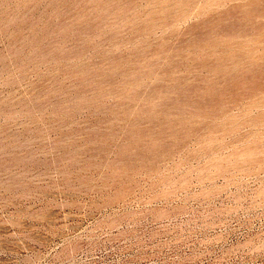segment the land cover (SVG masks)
<instances>
[{"label":"rangeland","instance_id":"obj_1","mask_svg":"<svg viewBox=\"0 0 264 264\" xmlns=\"http://www.w3.org/2000/svg\"><path fill=\"white\" fill-rule=\"evenodd\" d=\"M263 2L0 0V264H264Z\"/></svg>","mask_w":264,"mask_h":264},{"label":"bare ground","instance_id":"obj_2","mask_svg":"<svg viewBox=\"0 0 264 264\" xmlns=\"http://www.w3.org/2000/svg\"><path fill=\"white\" fill-rule=\"evenodd\" d=\"M190 1H191V0H190ZM110 2H111V1H110ZM124 2H125V1H124ZM176 2H177V1H176ZM176 2H175V4H176ZM79 3H80V2H79ZM84 3H86V2H83L82 4H84ZM90 3H91V2H90ZM112 3H113V2H112ZM112 3H111V4H112ZM117 3H118V2H117ZM260 3H261V2H260ZM263 3H264V2H263ZM114 4H115V2H114ZM114 4H113L112 6H114ZM134 4H135V3H134ZM134 4H133V5H134ZM171 4H172V3H170V5H171ZM191 4H192V3H191ZM255 4H256V2H255ZM179 5H180V4H179ZM185 5H186V4H185ZM187 5H188V4H187ZM256 5H257V4H256ZM258 5L261 6V4H259V3H258ZM108 6H109V5H108ZM173 6H174V5H173ZM231 6H232V5H231ZM234 6H235V5H234ZM241 6H243V5H241ZM251 6H252V5H251ZM181 7H182V6H181ZM246 7H247V6H246ZM257 7H258V6H257ZM261 7H262V6H261ZM174 8H175V7H174ZM191 8H192V6H191ZM232 8H233V6H232ZM237 8H239V7H237ZM240 8H241V7H240ZM228 9H229V6H228ZM233 9H236V8H233ZM247 9H248V8H247ZM254 9H255V8H254ZM254 9H253V10H254ZM262 9H264V8H262ZM262 9H261V10H262ZM120 10H121V9H120ZM159 10H160V9H159ZM161 10H162V9H161ZM220 10H221V9H220ZM226 10H227V8H226L224 11H226ZM259 10H260V9H259ZM103 11H104V10H103ZM111 11H112V10H111ZM116 11H117V10H116ZM174 11H175V10H174ZM174 11H173V12H174ZM181 11H182V10H181ZM186 11H187V10H186ZM189 11H190V10H189ZM224 11H223V12H224ZM235 11H237V10H235ZM242 11H243V10H242ZM256 11H258V10H256ZM109 12H110V11H109ZM240 12H241V11H240ZM240 12H239V13H240ZM249 12H250V11H249ZM254 12H255V10H254ZM180 13H181V12H180ZM187 13H188V12H187ZM231 13H234V12L232 11ZM242 13H243V12H242ZM244 13H245V12H244ZM259 13H261V12L259 11ZM262 13H263V12H262ZM106 14H107V13H106ZM159 14H160V13H159ZM223 14H224V13H223ZM228 14H229V13H228ZM252 14H253V13H252ZM255 14H256V12H255ZM150 15H151V13H150ZM175 15H176V14H175ZM188 15H189V14H188ZM215 15H217V14H215ZM224 15H225V14H224ZM226 15H227V14H226ZM229 15H230V14H229ZM237 15H238V13H237ZM246 15H247V13H246ZM260 15H261V14H260ZM260 15L258 14V16H260ZM262 15H263V14H262ZM211 16H212V15H211ZM227 16H228V15H227ZM230 16L232 17V14H231ZM244 16H245V15H244ZM250 16H252V15H250ZM155 17H156V15H155ZM157 17H158V16H157ZM213 17H214V16H213ZM221 17H223V16H221ZM233 17H234V16H233ZM233 17H232V18H233ZM240 17H241V16H239V19H241ZM242 17H243V15H242ZM256 17H257V16H256ZM211 18H212V17H211ZM235 18H236V17H235ZM249 18H250V17H249ZM259 18H260V17H259ZM263 18H264V17H263ZM208 19H209V18H208ZM208 19H207V20H208ZM213 19H214V18H213ZM245 19H246V18H245ZM251 19H252V18H251ZM257 19H258V18H257ZM210 20H211V19H210ZM219 20H221V19H219ZM226 20H228V18H226L225 21H226ZM229 20H230V19H229ZM242 20L245 21L244 19H242ZM248 20H249V19H248ZM127 21H128V20H127ZM212 21H214V20H212ZM216 21H217V20H216ZM222 21H224V19H222ZM233 21H234V20H233ZM235 21H236V20H235ZM240 21H241V20H240ZM240 21H238V22H240ZM252 21H253V19H252ZM204 22H205V20H204ZM220 22H221V21H220ZM247 22H248V21H247ZM200 23H201V21H200ZM214 23H215V21H214ZM214 23H213V24H214ZM216 23H217V22H216ZM216 23H215V24H216ZM223 23H224V22H223ZM233 23H234V22H233ZM257 23H259L258 20H257ZM198 24H199V23H198ZM205 24H206V23H205ZM207 24H208V23H207ZM213 24H211V25H213ZM215 24H214V25H215ZM219 24H220V23H219ZM226 24H227V23H226ZM245 24H247V23L245 22ZM253 24H255V23H253ZM263 24H264V22H263ZM177 25H178V24H177ZM202 25H203V24H202ZM221 25H222V24H221ZM233 25H235V24H233ZM237 25H238V24H237ZM237 25H236V26H237ZM243 25H244V23H242L241 26H243ZM257 25H258V24H255L254 26L256 27ZM193 26H194V25H193ZM193 26H192V27H193ZM205 26H206V25H205ZM207 26L210 27V25H207ZM223 26L225 27V24H224ZM231 26H232V25H230V27H231ZM239 26H240V24H239ZM239 26H238V27H239ZM246 26H249V23H248ZM246 26H245V27H246ZM250 26H252V25H250ZM195 27H196V26H195ZM197 27H198V25H197ZM202 27H203V26H202ZM218 27H219V26H218ZM224 27H223V29H222V28H221V29L224 30ZM228 27H229V26H228ZM258 27H259V26H258ZM260 27H262V26L260 25ZM260 27H259V28H260ZM263 27H264V25H263ZM133 28H135V27L133 26ZM133 28H131V30H132ZM174 28H175V27H174ZM178 28H179V27H178ZM210 28H211V27H210ZM212 28H213V27H212ZM212 28H211V29H212ZM231 28H232V27H231ZM243 28H244V27H243ZM252 28H253V27H252ZM256 28H257V27H256ZM126 29H127V28H126ZM175 29H176V28H175ZM187 29H188V28H187ZM194 29H195V28H194ZM194 29H193V30H194ZM202 29H203V28H202ZM202 29H201V30H202ZM207 29H208V27H207ZM213 29H214V28H213ZM216 29H217V28H216ZM216 29H214V30H216ZM219 29H220V28H219ZM219 29H218V30H219ZM236 29H237V28H236ZM236 29H235V30H236ZM241 29H242V28H241ZM257 29H258V28H257ZM263 29H264V28H263ZM127 30H128V29H127ZM133 30H134V29H133ZM201 30H200V31H201ZM209 30H210V29H209ZM214 30H213V31H214ZM229 30H230V29H229ZM229 30H228V31H229ZM244 30H245V29H244ZM255 30H256V29H255ZM123 31H124V30H123ZM135 31H136V30H135ZM178 31H179V29H178ZM186 31H189V30H186ZM195 31H196V30H195ZM195 31H194V32H195ZM200 31H199V32H200ZM224 31H225V30H224ZM228 31H226V32H228ZM238 31H240L239 28H238ZM242 31H243V29H242ZM247 31H249V30H247ZM252 31H253V29H252ZM127 32H128V31H126V33H127ZM175 32H176V31H175ZM191 32H192V31H191ZM205 32H206V31H205ZM210 32H211V31H210ZM219 32H220V31H219ZM233 32H234V31H233ZM236 32H237V31H236ZM256 32H257V31H256ZM262 32H264V31H262ZM173 33H174V32H173ZM182 33H184V31H183ZM185 33H187V32H185ZM192 33H193V32H192ZM195 33H196V32H195ZM208 33H209V32H208ZM215 33H217V32H215ZM215 33H214V34H215ZM221 33H223V32H221ZM237 33H238V32H237ZM240 33H241V31L239 32L238 37H239L240 35L242 36V34H240ZM242 33H243V32H242ZM244 33H245V32H244ZM251 33H252V32H251ZM253 33H255V32H253ZM118 34H119V33H118ZM174 34H175V33H174ZM180 34H181V33H180ZM189 34L191 35V33H189ZM198 34H199V33H198ZM205 34H206V33H205ZM217 34H218V33H217ZM224 34H225V33H224ZM229 34L232 35L233 33L231 34V33L229 32ZM234 34H235V32H234ZM246 34H247V32H246ZM248 34H249V33H248ZM116 35H117V34H115V36H116ZM186 35H188V34H186ZM186 35H185V36H186ZM196 35H197V33H196ZM212 35H213V34H212ZM225 35H226V34H225ZM243 35H244V34H243ZM251 35H252V34H251ZM258 35H259V34H258ZM113 36H114V35H113ZM118 36H120V35H118ZM118 36H117V37H118ZM123 36H124V35H123ZM181 36H182V34H181ZM199 36H200V35H199ZM204 36H205V35H204ZM209 36H210V35H209ZM215 36H216V35H215ZM215 36H213V37H215ZM234 36H237V35H234ZM234 36H233V37H234ZM253 36H254V35H253ZM253 36H252V38H253ZM188 37H189V36H187V38H188ZM197 37H198V36H197ZM197 37H196V38H197ZM205 37H207V36H205ZM225 37H226V36H225ZM180 38H181V37H180ZM180 38H179V39H180ZM184 38H185V37H184ZM191 38H192V37H191ZM194 38H195V37H194ZM198 38H199V37H198ZM198 38H197V39H198ZM200 38L202 39V37H200ZM200 38H199V39H200ZM211 38H212V37H211ZM216 38H217V36H216ZM218 38H219V37H218ZM230 38H231V36H230ZM254 38H255V37H254ZM256 38H258V37H256ZM259 38H260V37H259ZM177 39H178V38H177ZM199 39H198V40H199ZM209 39H210V37H209ZM222 39H223V38H222ZM234 39H235V38H234ZM238 39H239V38H238ZM242 39H243V38H242ZM183 40H184V39H183ZM190 40H191V39H190ZM215 40H217V39H215ZM224 40H225V39H224ZM232 40H233V39H232ZM255 40H256V39H255ZM176 41H177V40H175V42H176ZM184 41H185V40H184ZM186 41H189V40H186ZM205 41H207V40H205ZM233 41H234V40H233ZM233 41H231V42H233ZM263 41H264V38H263ZM263 41H262V42L260 41V42L263 43ZM180 42H182V41H180ZM197 42H198V41H197ZM208 42H209V41H208ZM213 42H214V41H213ZM213 42H212V44H213ZM218 42H219V41H218ZM178 43H179V42H178ZM185 43H186V42H185ZM187 43H193V41H192V42H187ZM198 43H199V42H198ZM198 43H197V44H198ZM201 43H202V41H201ZM181 44H182V43H181ZM181 44H180V45H181ZM215 44H216V43H215ZM172 45H173V44H172ZM183 45H184V44H182V46H183ZM203 45H204V44H203ZM216 45H217V44H216ZM220 45H221V44H220ZM186 46H187V45H186ZM189 46H190V45H189ZM189 46H188V47H189ZM191 46H192V45H191ZM191 46H190V47H191ZM160 48H161V47H160ZM162 48H163V47H162ZM177 48H180V46H179V47L176 46L175 49H177ZM182 48H183V47H182ZM182 48H181V50H182ZM166 49H167V46H166ZM186 49H187V47H186ZM188 49H189V48H188ZM233 49H234V48H233ZM252 49H253V48H252ZM160 50H161V49H160ZM170 50H172V49H170ZM183 50H184V49H183ZM238 50H239V49H238ZM166 51H167V50H166ZM179 51H180V50H179ZM239 51H240V50H239ZM158 52H159V51H158ZM244 52H245V51H244ZM150 53H151V52H150ZM150 53H149V54H150ZM152 53H153V52H152ZM164 53H165V52H164ZM235 53H236V52H235ZM252 53H253V52H252ZM145 54H146V53H145ZM155 54L157 55L158 53H155ZM171 54H172V53H171ZM181 54H182V53H181ZM223 54H224V53H223ZM231 54H232V53H231ZM233 54H234V53H233ZM246 54H247V52H245V55H246ZM146 55H148V54H146ZM150 55H151V54H150ZM162 55H163V51H162ZM172 55L174 56V54H172ZM172 55H171V56H172ZM176 55H179V54H176ZM217 55H218V54H217ZM224 55H225V54H224ZM227 55H228V54H227ZM140 56H141V55H140ZM151 56H152V55H151ZM180 56H181V55H180ZM219 56H220V54H219ZM238 56H239V55H238ZM238 56H237V57H238ZM241 56H242V53H241ZM250 56H251V55H250ZM252 56H254V55H252ZM137 57H138V56H137ZM149 57H150V56H149ZM149 57H148V58H149ZM164 57H165V56H164ZM175 57H176V56H175ZM220 57H221V56H220ZM223 57H226V56H223ZM262 57H263V56H262ZM140 58H141V57H140ZM150 58H151V57H150ZM150 58H149V59H150ZM162 58H163V57H162ZM165 58H166V57H165ZM165 58H164V59H165ZM168 58H169V57H168ZM170 58H171V57H170ZM216 58H217V56H216ZM218 58H219V57H218ZM228 58H229V57H228ZM239 58H240V57H239ZM137 59H138V58H137ZM151 59H153V58H151ZM166 59H167V58H166ZM249 59H250V58H249ZM251 59H252V58H251ZM255 59H256V58H255ZM255 59H254V60H255ZM143 60H145V59H143ZM155 60H156V58H155ZM158 60H159V59H158ZM168 60H169V59H168ZM171 60H172V59H171ZM226 60H227V59H226ZM233 60H234V59H233ZM252 60H253V59H252ZM256 60H257V59H256ZM260 60H261V59H260ZM262 60H264V59H262ZM136 61H137V60H136ZM156 61H157V60H156ZM176 61H177V60H176ZM221 61H222V60H221ZM223 61H224V60H223ZM223 61H222V62H223ZM234 61H236V60H234ZM248 61H249V60H248ZM137 62H138V61H137ZM153 62H154V61H153ZM169 62H171V61H169ZM215 62H216V61H215ZM225 62H226V61H225ZM225 62H224V63H225ZM231 62H232V60H231ZM253 62H255V61H253ZM258 62H259V61H258ZM146 63H147V62H146ZM171 63H173V62H171ZM219 63H220V62H219ZM226 63H227V62H226ZM256 63H257V62H256ZM259 63H260V62H259ZM133 64H134V63H133ZM147 64H148V63H147ZM221 64H222V63H221ZM248 64H249V62H248ZM217 65H220V64H217ZM224 65H226V64H224ZM228 65H230V64H228ZM228 65H227V66H228ZM251 65H252V64H251ZM260 65H261V64H260ZM152 66H154V65H152ZM155 66H157V64H156ZM175 66H176V64H175ZM175 66H173V68H175ZM220 66H221V65H220ZM222 66H223V65H222ZM132 67H134V66H132ZM149 67H150V66H149ZM149 67H148V68H149ZM170 67H171V66H170ZM177 67H178V66H177ZM223 67H224V66H223ZM231 67H232V66H231ZM254 67H255V66H254ZM262 67H263V66H262ZM136 68L138 69L139 66H138V67L136 66ZM142 68H143V67H142ZM144 68H145V67H144ZM179 68H180V67H179ZM229 68H230V67H229ZM248 68H249V67H248ZM133 69H134V68H133ZM133 69H132V70H133ZM137 69H135V70H137ZM139 69H141V67H140ZM145 69H146V68H145ZM176 69H178V68H176ZM245 69H246V67H245ZM151 70H152V69H151ZM155 70H156V68H155ZM157 70H159V69L157 68ZM157 70H156V71H157ZM233 70H234V69H233ZM236 70H237V69H236ZM250 70H252V68H250ZM255 70H257V69H255ZM258 70H259V68H258ZM152 71H154V70H152ZM173 71H174V70H173ZM178 71H179V70H178ZM231 71H232V70H231ZM239 71H240V69H239ZM132 72H133V71H132ZM141 72H142V71H141ZM145 72H146V71H145ZM147 72L149 73V72H151V71L149 70V71H147ZM147 72H146V73H147ZM175 72H176V71H175ZM228 72H229V71H228ZM248 72H249V71H248ZM260 72H261V70H260ZM260 72H259V73H260ZM262 72H263V71H262ZM262 72H261V74H262ZM135 73H138V72H135ZM143 73H144V72H143ZM153 73H156V72L154 71ZM233 73H234V72H233ZM239 73H240V72H238V74H239ZM245 73H246V72H243V74H245ZM250 73H252V72L250 71ZM253 73H254V70H253ZM257 73H258V72H257ZM259 73H258V74H259ZM131 74H132V73H131ZM176 74H177V73H176ZM243 74H242V75H243ZM246 74H247V73H246ZM254 74H256V73H254ZM258 74H257V75H258ZM261 74H260L259 76H261ZM137 75H138V74H137ZM140 75H141V73H140ZM158 75H159V73H158ZM230 75H231V74H230ZM232 75H234V74H232ZM251 75H253V74H251ZM257 75H254V76L257 77ZM129 76H130V75H129ZM132 76H133V75H132ZM132 76H131V77H132ZM234 76H237V74L234 75ZM246 76H247V75H246ZM227 77H228V76H227ZM227 77H226L225 79H229V78H227ZM229 77H232V76H229ZM263 77H264V74H263ZM158 78H159V77H158ZM160 78H161V77H160ZM240 78H241V76H240ZM257 78H258V77H257ZM132 79H133V78H132ZM232 79H233V78H232ZM242 79L244 80L243 77H242ZM250 79H251V78H250ZM258 79H259V78H258ZM263 79H264V78H263ZM230 80H231V79H230ZM234 80H235V79H234ZM237 80H238V79H237ZM237 80H235V81H237ZM245 80H246V79H245ZM240 81H241V80H240ZM248 81H249V80H248ZM248 81H246V82H248ZM251 81H252V80H251ZM254 81H255V80H254ZM261 81H262V80H261ZM230 82H231V81H230ZM232 82H233V81H232ZM241 82H242V81H241ZM227 83H228V82H227ZM227 83H226V84H227ZM155 84H156V83H155ZM234 84H236V83L234 82ZM239 84H240V83H239ZM241 84H242V86H244V85H243V82H242ZM244 84H245V83H244ZM254 84H256V83H254ZM257 84H259V83H257ZM152 85H153V84H152ZM202 85H203V84H202ZM237 85H238V84H237ZM245 85H246V84H245ZM249 85H251V84H249ZM249 85H248V87H249ZM260 85H261V84H260ZM187 86H189V85H187ZM203 86H204V85H203ZM203 86H202V87H203ZM230 86H231V85H230ZM234 86H235V85H234ZM234 86H233V88H235ZM238 86H240V85H238ZM238 86H237V87H238ZM254 86H255V85H254ZM154 87H155V86H154ZM231 87H232V86H231ZM231 87H230V89H231ZM263 87H264V86H263ZM157 88H159V87H157ZM175 88H178V87H175ZM180 88H182V87H180ZM226 88H228V87H226ZM226 88H225V89H226ZM155 89H156V87H155ZM162 89H163V88H162ZM172 89H173V87H172ZM190 89H191V88H190ZM190 89H189V90H190ZM192 89H193V88H192ZM202 89H203V88H202ZM202 89H201V90H202ZM216 89H217V88H216ZM219 89H220V88H219ZM219 89H218V90H219ZM238 89H239V87H238ZM242 89H243V88H242ZM242 89L240 88V90H242ZM245 89H247V87H245ZM255 89H256V88H255ZM259 89H260V88H259ZM259 89H258V90H259ZM151 90H152V88H151ZM176 90H179V89H176ZM180 90H181V89H180ZM186 90H187V89H186ZM196 90H199V89L197 88ZM222 90H223V89H222ZM226 90H227V89H226ZM258 90H256V91H258ZM261 90H262V89H260V91H261ZM263 90H264V89H263ZM153 91H154V89H153ZM170 91H171V90H170ZM174 91H175V90L173 89V92H172V93L175 94ZM181 91H182V90H181ZM181 91H180V93H181ZM199 91H200V90H199ZM213 91H214V90H213ZM219 91H220V90H219ZM228 91H229L228 93H230V90H228ZM235 91H236V90H235ZM250 91H251V89H250ZM253 91H255V90H253ZM150 92H151V91H150ZM168 92H169V91H168ZM222 92H223V91H221V93H222ZM231 92H232V91H231ZM236 92H237V91H236ZM245 92H246V91H245ZM245 92H243V93H245ZM152 93H153V92H152ZM156 93H157V92H156ZM159 93H160V92H159ZM159 93H158V94H159ZM161 93H162V92H161ZM170 93H171V92H170ZM176 93H177V91H176ZM178 93H179V92H178ZM193 93H194V92H193ZM203 93H204V92H203ZM203 93L201 92L202 96H203ZM210 93H211V92H210ZM213 93H214V92H213ZM216 93H218V92H216ZM223 93H225V91H224ZM226 93H227V92H226ZM233 93H234V92H233ZM233 93H232V94H233ZM249 93H250V92H248L247 94H249ZM251 93H252V92H251ZM260 93H261V92H260ZM134 94H135V93H134ZM137 94H138V93H136V95H137ZM141 94H142V93H141ZM181 94H183V93H181ZM190 94H191V93H190ZM195 94H198V93H195ZM237 94L239 95L240 92L237 93ZM245 94H246V93H245ZM254 94H255V92H254ZM254 94H251L250 96H252V95H254ZM142 95H143V94H142ZM142 95H141V96H142ZM145 95H146V92H145ZM176 95H178V94H176ZM204 95H205V94H204ZM214 95H216V94H214ZM223 95H224V94H223ZM225 95H226V94H225ZM227 95H228V94H227ZM234 95H235V94H234ZM240 95H241V94H240ZM243 95H244V94H243ZM262 95H263V94H262ZM195 96H196V95H195ZM199 96H200V95H199ZM202 96H200V97H202ZM208 96H209V95H208ZM219 96H220V95H219ZM136 97H137V96H136ZM167 97H168V96H167ZM185 97H186V96H185ZM197 97H198V96H197ZM200 97H199V98H200ZM212 97H213V96H212ZM212 97H210V98L212 99ZM223 97H224V96H223ZM238 97H241V96H238ZM246 97H247V96H246ZM169 98H170V96H169ZM172 98H173V97H172ZM183 98H184V97H183ZM225 98H227V97H225ZM229 98H230V97H229ZM250 98H251V97H250ZM163 99H164V98H163ZM177 99H180V98H178V96H177ZM181 99H182V97H181ZM184 99H185V98H184ZM188 99H189V98H188ZM191 99H192V98H191ZM215 99H217V98H215ZM185 100H187V99H185ZM196 100H197V99H196ZM196 100H195V103H196ZM217 100L219 101L220 98L217 99ZM221 100H222V99H221ZM224 100H225V99H224ZM231 100H232V99H231ZM169 101H172V100H169ZM181 101H182V100H181ZM206 101L208 102L209 99H208V100H205V102H206ZM212 101L214 102V100H212ZM212 101H211L210 103H213ZM225 101H226V100H225ZM179 102H180V101H179ZM190 102H191V101H190ZM199 102H200V101H198V104H199ZM215 102H216V101H215ZM223 102H224V101H223ZM230 102H231V101H230ZM171 103H172V102H171ZM171 103H170V104H171ZM176 103H177V102H176ZM180 103H181V102H180ZM180 103H179V104H180ZM186 103H187V102H186ZM188 103H189V102H188ZM217 103H218V102H217ZM228 103H229V102H228ZM165 104H166V103H165ZM201 104H202V102H201ZM219 104H220V103H219ZM219 104H218V105H219ZM155 105H157V104H155ZM161 105H162V104H161ZM183 105H185V104H183ZM214 105H215V103H214ZM218 105H216V106H218ZM227 105H228V104H227ZM227 105H224V107L227 106ZM186 106H187V105H186ZM195 106H196V105H195ZM202 106H203V104H202ZM197 107H201V106H197ZM218 107H219V106H218ZM142 108H143V107H142ZM188 108H189V106H188ZM190 108H192V107H190ZM205 108H206V107H205ZM205 108H204V109H205ZM210 108H211V106H210ZM213 108H214V107H213ZM135 109L137 110V108H135ZM176 109H179V108H176ZM180 109H181V108H180ZM202 109H203V108H202ZM207 109H208V108H207ZM207 109H206V110H207ZM211 109H212V108H211ZM215 109H216V108H215ZM183 110H184V109H183ZM185 110H186V108H185ZM216 110H217V109H216ZM199 111H200V110H199ZM202 111H203V110H201V112H202ZM207 113H208V111H207ZM207 113H206V114H207ZM213 113H214V111H213L212 113H210V115L213 114ZM207 115H209V114H207Z\"/></svg>","mask_w":264,"mask_h":264}]
</instances>
